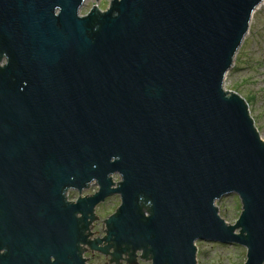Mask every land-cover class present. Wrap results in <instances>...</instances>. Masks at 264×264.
I'll use <instances>...</instances> for the list:
<instances>
[{
    "label": "water",
    "instance_id": "water-1",
    "mask_svg": "<svg viewBox=\"0 0 264 264\" xmlns=\"http://www.w3.org/2000/svg\"><path fill=\"white\" fill-rule=\"evenodd\" d=\"M87 1L0 0V197L11 173L0 264H39L46 189L61 200L66 186L79 197L58 208L55 243L69 264H84L88 219L113 195L95 249L197 264L203 240L264 264V140L246 100L224 88L264 0H108L81 14ZM231 194L234 224L217 206Z\"/></svg>",
    "mask_w": 264,
    "mask_h": 264
},
{
    "label": "rangeland",
    "instance_id": "rangeland-1",
    "mask_svg": "<svg viewBox=\"0 0 264 264\" xmlns=\"http://www.w3.org/2000/svg\"><path fill=\"white\" fill-rule=\"evenodd\" d=\"M108 0H88L81 8V14H85L93 7L105 10ZM4 61H2L3 63ZM224 88L229 92L241 95L248 103V109L260 137L264 140V2L255 10L251 19L250 28L235 57L234 65L226 75ZM120 180L118 175L113 178ZM96 191V185L91 189H85L82 196ZM94 193V192H93ZM78 198L76 190H69V201L75 202ZM120 204V197L113 195L108 197L96 208L101 221L112 215ZM221 217L229 224L236 223L240 212L241 202L237 195L231 194L217 202ZM197 264H243L246 260V248L235 244H222L198 240ZM140 264H151V261L142 259Z\"/></svg>",
    "mask_w": 264,
    "mask_h": 264
},
{
    "label": "flooded vegetation",
    "instance_id": "flooded-vegetation-1",
    "mask_svg": "<svg viewBox=\"0 0 264 264\" xmlns=\"http://www.w3.org/2000/svg\"><path fill=\"white\" fill-rule=\"evenodd\" d=\"M10 176L11 173L6 172V180L3 184V195L0 197L2 200L0 209L3 208L5 211L3 213L5 222L6 217L9 215V211H7L9 209V205L5 201L6 199L4 196V188L9 187ZM92 185L95 184H91L87 189H91ZM94 191L95 190L93 189L92 193ZM61 197L62 199L59 200L57 188L53 189L52 187H48L46 189L43 209L44 221L41 224L43 226L39 230L38 235H35V243L39 242L40 244L38 245V247L41 248V253L39 254L37 259L39 264H57L58 259L61 257L65 258L64 264H69L68 246L66 245L65 250H63V247L58 246L55 243L58 230V223L56 220H60L58 219V208H61L63 205L69 203V186H66V188L61 191ZM99 205H97L96 208ZM96 208L94 209L91 217L88 219L87 229L84 231V235L87 236L88 242L79 244V258L84 260V264H132L128 262L131 258L130 255L132 254V251H120L121 249L125 248L124 246H121L120 249H118L112 243L103 241L96 244L98 249L93 248L94 243L92 242H95V240L97 239H103L106 236L107 229L105 224L103 226L99 225V216L96 213ZM32 232H34L33 228ZM4 233L5 237L8 238V235H10V233L6 232L5 227ZM24 233L25 231L21 233L22 238H25V235H23ZM7 253V245H0V258L5 257ZM134 256L136 264H140L139 262L142 259L150 260L149 255H147L146 257L142 251H137Z\"/></svg>",
    "mask_w": 264,
    "mask_h": 264
},
{
    "label": "bare ground",
    "instance_id": "bare-ground-1",
    "mask_svg": "<svg viewBox=\"0 0 264 264\" xmlns=\"http://www.w3.org/2000/svg\"><path fill=\"white\" fill-rule=\"evenodd\" d=\"M262 4H263V3H261V4L257 7V9H259V8L262 6ZM257 9H256V10H257Z\"/></svg>",
    "mask_w": 264,
    "mask_h": 264
}]
</instances>
